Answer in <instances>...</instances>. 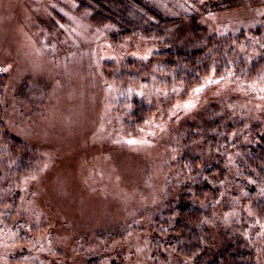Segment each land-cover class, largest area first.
<instances>
[{
    "label": "rangeland",
    "instance_id": "obj_1",
    "mask_svg": "<svg viewBox=\"0 0 264 264\" xmlns=\"http://www.w3.org/2000/svg\"><path fill=\"white\" fill-rule=\"evenodd\" d=\"M242 5L210 16L211 25L222 23L221 32L259 25L264 4ZM86 15L75 0H0L4 130L38 158L26 174L0 178V264H195L161 239L157 203L169 189H195L189 161L179 160L192 147L214 146L227 172L223 190L244 189L234 177L245 128H264V73L212 71L188 87L154 74L107 81L104 61L146 60L168 45L142 34L115 42ZM132 94L151 107L136 128L126 117ZM231 195V206L220 201L207 218L209 256L232 243L239 225L264 253V218L250 219L247 194Z\"/></svg>",
    "mask_w": 264,
    "mask_h": 264
},
{
    "label": "trees",
    "instance_id": "obj_2",
    "mask_svg": "<svg viewBox=\"0 0 264 264\" xmlns=\"http://www.w3.org/2000/svg\"><path fill=\"white\" fill-rule=\"evenodd\" d=\"M244 1L75 0V4L77 12L87 13V21L97 28L103 27L115 42L124 36L142 34L154 36L157 42L168 45L153 52L146 60L104 61V80L111 81L117 76L124 83L148 81L149 75L154 74L162 80L168 78L169 83L174 81L188 87L201 82L212 71L221 74L231 70L234 75L243 74L249 79L264 73V16L253 29L239 28L233 32H221L222 23L214 26L210 23V16L217 15L218 11L222 14L237 12L243 8ZM260 2L264 4V0ZM205 17H209V25ZM231 17L226 18V24ZM235 20L236 23L242 22L237 14ZM5 80L6 75L0 69V178H3V171L11 176L26 174L38 159L33 146L4 130L2 96ZM130 96L133 100L127 101L130 108L126 110V117L129 126L136 128L144 123L151 107L144 101L135 100L134 97L139 95ZM201 115L198 114L197 118ZM213 127L215 130L220 128ZM235 127L243 130L244 123ZM245 130L243 135L248 138L244 143V155L237 165V177H234L244 189L231 191L233 195L227 192L228 189L223 190L227 172L215 161L214 146H207L206 151L203 148L197 151L193 147L181 149L179 160L189 161L193 173L191 183L195 189L180 193L166 189L168 191L157 203L159 212L154 219L162 226L163 231H159L161 239L171 245L178 257L194 260L195 264H264V253L258 252L259 240L246 237L242 225L236 229L237 233L234 231L236 236L232 243L212 256L208 253L212 244L207 218L218 202L225 201L231 206L230 195L235 200L247 194L246 202L254 216L250 219L264 218V128L246 127ZM203 137L208 141L211 132H205ZM199 144L204 146L202 142Z\"/></svg>",
    "mask_w": 264,
    "mask_h": 264
},
{
    "label": "snow or ice",
    "instance_id": "obj_3",
    "mask_svg": "<svg viewBox=\"0 0 264 264\" xmlns=\"http://www.w3.org/2000/svg\"><path fill=\"white\" fill-rule=\"evenodd\" d=\"M136 141H130V143H135Z\"/></svg>",
    "mask_w": 264,
    "mask_h": 264
}]
</instances>
